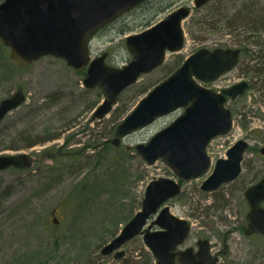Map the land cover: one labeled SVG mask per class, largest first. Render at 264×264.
Returning a JSON list of instances; mask_svg holds the SVG:
<instances>
[{
	"label": "rangeland",
	"instance_id": "374dc122",
	"mask_svg": "<svg viewBox=\"0 0 264 264\" xmlns=\"http://www.w3.org/2000/svg\"><path fill=\"white\" fill-rule=\"evenodd\" d=\"M181 5L192 7L183 22L184 47L168 52L161 66L125 88L102 118L93 114L103 92L84 86L85 71L52 55L20 67L0 41V101L19 86L26 94L25 102L0 122V154L26 153L30 162L24 168L0 170V264H155L153 256L147 259L149 249L142 236L123 245L125 259L116 258L114 252L103 255L101 249L141 208L151 180L180 181L161 158L147 164L136 145L148 142L184 108L129 133L119 145L112 142L115 130L191 53L202 47L243 46L237 66L213 82H203L217 90L249 82L243 94L226 102L233 112V128L210 142L211 168L181 180L182 191L165 205L191 222L187 245L211 237L221 253L220 264H264V236L248 237L241 218L247 211L244 188L264 174V74L258 68L264 62V30L251 33L247 25L249 18L264 15V0H211L200 8L194 0H147L98 31L91 52L93 56L108 52L110 65L127 64L132 55L126 36L154 25ZM224 23H232L235 31L226 32ZM53 134L60 135L26 146L29 137ZM239 139L249 142L239 177L215 191H204L201 185L215 161Z\"/></svg>",
	"mask_w": 264,
	"mask_h": 264
},
{
	"label": "water",
	"instance_id": "95a60500",
	"mask_svg": "<svg viewBox=\"0 0 264 264\" xmlns=\"http://www.w3.org/2000/svg\"><path fill=\"white\" fill-rule=\"evenodd\" d=\"M145 0H4L0 3V41L11 50L12 60L20 67L52 55L63 58L77 71L85 70L87 88H99L104 95L93 118H102L118 102L122 91L138 78L163 64L167 52H177L185 44L183 22L191 14V6L181 5L166 17L141 32L128 35L126 46L132 59L122 66L107 63L108 52L93 57L90 42L102 27L118 19ZM210 0H194L201 7ZM239 48L202 47L191 53L166 79L150 90L118 124L112 142L119 145L129 133L143 128L157 118L179 108L184 112L155 133L148 142L136 145V151L147 164L159 158L180 180H189L206 173L211 166L209 142L225 135L233 127V112L226 106L228 96L245 92L246 80L217 91L201 82H212L235 67L240 60ZM26 100L22 86L0 101V122ZM245 139L236 141L227 151V158L217 160L214 170L204 180L205 191L217 189L232 181L241 171ZM264 152V147L262 148ZM30 165L26 153L0 154V170ZM181 183L170 177L151 180L145 190L141 208L120 232L101 249L116 257L127 241L142 234L156 264H217L209 251L208 240L193 247L177 250L190 233L185 218L171 212L165 201L181 192ZM251 209L247 214L248 232L264 233V176L245 191ZM150 218H154L148 222ZM157 226L156 228H153Z\"/></svg>",
	"mask_w": 264,
	"mask_h": 264
},
{
	"label": "flooded vegetation",
	"instance_id": "af4514ba",
	"mask_svg": "<svg viewBox=\"0 0 264 264\" xmlns=\"http://www.w3.org/2000/svg\"><path fill=\"white\" fill-rule=\"evenodd\" d=\"M241 49V48H240ZM241 52H242V49H241ZM259 69H260V73L262 72L263 74H264V62H263V64H262V66H260V67H258ZM249 86V85H248ZM248 147H249V144H248ZM248 147H247V149H248ZM247 151V150H246ZM245 151V152H246ZM245 152H244V154H243V158H242V161H241V171H240V173L238 174V176L236 177V178H238L239 177V175L241 174V172H242V170H243V168H244V166L246 165V160H245V157H244V155H245ZM261 154L262 155H264V152L262 151V149H261ZM228 157V155H227V153H226V156H221V157H219L218 159H220V158H227ZM217 159V160H218ZM217 160L215 161V163H214V166H215V164H216V162H217ZM212 165H213V160H212ZM263 176H264V174H263ZM263 176H261L259 179H257L256 181H254V182H252L250 185H248L247 187H245L244 188V191H243V199H244V201H245V203H246V205H247V211H246V213L244 214V215H242V219L245 221L244 222V233L248 236V237H253V236H257V237H263L264 236V233H262V232H248V228H249V226H248V219H247V214L249 213V211H250V209H251V207H250V205H249V203L247 202V200H246V197H245V191L250 187V186H252L253 184H255V183H257ZM235 178V179H236ZM235 179H233L232 181H234ZM218 189V188H217ZM216 189V190H217ZM213 191H215V190H213ZM209 192H211V191H209ZM218 198V197H217ZM260 205L262 206V207H264V200L263 201H261L260 202ZM154 218H150L149 219V221L148 222H151L152 220H153ZM188 220V219H187ZM189 221V220H188ZM189 223H190V225H191V227H192V224H191V222L189 221ZM157 226H154L153 228H156ZM190 233H191V229H190ZM190 233H189V235L187 236V238L184 240V242L183 243H181L180 245H178V247H177V250H184V249H186V248H188V247H193V250H194V252H197V251H199V249H200V245H199V242L200 241H202V240H208V245H209V251H210V253H211V255L213 256V258H215L216 259V263L217 264H220L219 262H220V260H221V253H220V251L219 250H217L216 249V245H215V242L212 240V238L211 237H201V238H198L197 240H196V244L195 245H187L186 243L188 242V238H189V236H190ZM138 236H142V234H140V235H138ZM137 237V236H136ZM136 237H134V238H136ZM134 238H132V239H134ZM131 239V240H132ZM129 241H127L126 243H128ZM186 242V243H185ZM125 243V244H126ZM148 248V247H147ZM120 249H123V246L120 248ZM149 249V248H148ZM124 250V249H123ZM116 252H117V250H115L114 251V255L116 254ZM151 256H153V254H152V252H151V250L149 249V252H148V261L149 260H151ZM115 257H116V255H115ZM127 257V252L124 250V254L122 255V256H120V257H116V258H118V259H125ZM178 258H179V256L177 255L176 256V264H180L179 263V260H178ZM154 260H155V264H156V259L154 258Z\"/></svg>",
	"mask_w": 264,
	"mask_h": 264
},
{
	"label": "trees",
	"instance_id": "16d2710c",
	"mask_svg": "<svg viewBox=\"0 0 264 264\" xmlns=\"http://www.w3.org/2000/svg\"><path fill=\"white\" fill-rule=\"evenodd\" d=\"M249 19L250 20L248 21V24L247 25L250 27V32L251 33H253V32L254 33L255 32H261V31L264 30V15H262V17L257 18V19H251V18H249ZM232 25H233L232 23H227V24L224 23V26L223 27L226 29V32H228V31H235V28ZM243 33H245V31ZM243 48H245V46H243L241 49L244 50ZM59 135L60 134H53L51 136H46V137L36 138V139H30V137H29V138H27L29 140H27L26 146L32 147V146L37 145L38 143H41V142H44V141H47V140H52V139L58 137ZM15 149H17L16 146H15Z\"/></svg>",
	"mask_w": 264,
	"mask_h": 264
}]
</instances>
